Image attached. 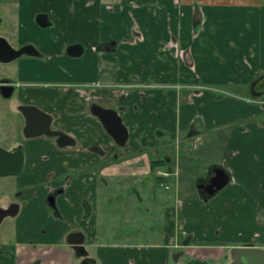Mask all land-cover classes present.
<instances>
[{
	"label": "rangeland",
	"instance_id": "rangeland-1",
	"mask_svg": "<svg viewBox=\"0 0 264 264\" xmlns=\"http://www.w3.org/2000/svg\"><path fill=\"white\" fill-rule=\"evenodd\" d=\"M20 2L21 10L16 9L12 12L3 6V2L0 0V36L16 46L14 34L17 32L16 29L20 28V40L24 37L29 42L39 44L43 47L42 52L47 58H22L23 60L19 65L16 63L0 64V71H20V74H23L25 78L28 77V79L36 82L37 86L26 93L30 102L57 116L58 125L62 129L79 131L78 135L82 131L83 134L77 138L76 149L68 152L54 149L42 138L31 139L24 143L20 139L19 117L13 112L12 103L0 97V148L9 149L16 142H20L25 146L27 156V167L22 175L0 178V191H8L7 187L11 186L10 193L16 188L23 192L22 195L16 197L19 204L22 205V212H20L19 217L16 220L6 218L0 225V244L3 242L10 243L15 247V240L12 235L16 233V241L21 243L17 247H23V249L15 255L12 261L0 255V264H23L30 259V256L36 257L40 264H74L73 255L75 253L63 246L65 245L64 232L72 227L81 228L87 234V241L90 244L133 245L134 248H141L144 256L148 255L158 261L157 256L162 255L161 249L168 244L167 238L171 234L170 229H166V217L164 216L167 212H173L175 207V198L171 189L179 184L181 194L178 193V196L181 200L185 203H203L197 194L193 182L194 176L204 173L206 166L210 164L208 162L221 160L225 150L226 136L221 138V135H211L210 131L205 129L200 132V139L197 142L199 144L193 149L190 143L191 139L182 140L188 131L179 127L178 120L188 117L189 119H201L203 123L216 120L219 124L222 117L234 115L237 112L235 103H230V107H228L226 101L230 97L239 99L241 97L233 96L242 93L231 91L233 88L229 87L226 81L222 82V79L226 80L227 77L232 79L237 76V71H220V62L215 60V54H220L228 47V44L223 43V39H221L225 38L226 34L221 33V31H226L233 38L247 37L248 31L244 29L242 23L246 20L251 22V17L245 19L243 16H233L231 20L238 24L236 27L220 28L217 36H212V33L207 29L206 33L198 38L195 45L192 38H188L185 47L177 46V49L180 50L181 58L179 59L182 61V66L175 90L163 89L159 86L144 88L141 91L145 97L137 94L132 102H129V98L126 101H121L129 111L127 115H121V117L128 126L130 133L138 127L143 129L151 126L150 134H147L149 137L147 145L150 148L152 158H156L153 154L155 148L163 146L162 142L158 140L156 125L161 124L164 120L168 122L173 118V126L168 129L170 133L168 132L165 136L164 149L166 152H172L171 155L173 156V153L178 155L176 158L174 156V163L179 160V152H181L182 159L185 158L184 162L190 156L194 168L185 171L181 177L179 176V182L178 176L171 177L166 181L163 180L162 188L151 179L144 180L141 178L143 180H137L136 178H119L117 176L109 177V184L104 185L98 178V164L100 162L92 163L95 156L89 152V147L91 144L93 145L94 139L99 145H106L108 138L101 128L91 125L81 112L83 111L82 102L78 98V94L73 91L74 88L70 87L68 93L65 91L67 90L65 86H79L85 81L97 79L96 71L99 57L97 53L92 51L93 47L98 46L99 43L88 41L89 37L85 38L86 34L91 32V29L85 24L93 22V19L87 18L84 24L82 19L87 9L81 11L80 8L83 7L81 4L75 9V5L70 2L69 8L64 5L63 8L54 11V20L61 22L64 30L59 27L39 29L36 20H34L37 6L41 4L43 10H52L53 5H49V0H20ZM103 9L102 14L106 12ZM19 13L21 14V22L14 23L19 18ZM28 14L32 16L33 25L31 27H29V20H27ZM205 18L206 14H203L202 20ZM70 20L77 22L76 27L73 28L70 25ZM68 22L70 23L69 28L66 27ZM94 25L96 26L95 23ZM63 32H65V38L62 35ZM252 33H256L254 27ZM68 36L72 38L71 41L83 45L84 54L82 57L69 58L63 53L62 48L67 43ZM209 37L210 39H207ZM212 40L214 43L216 42L215 45L211 44ZM93 42L94 44H90ZM247 49L248 45H241L243 54L247 52ZM183 52H186L184 58H182ZM217 57L220 59L219 56ZM188 61L192 67L191 70L188 67ZM117 72L120 73V71ZM6 75L8 74L3 72L0 77ZM158 76L161 78V75ZM149 78L155 80L156 77ZM148 80L150 81V79ZM189 86H192L196 93ZM23 94L21 91V96ZM131 96L132 91L129 97L131 98ZM168 96L174 102L170 106L166 103ZM144 100L148 102L145 103ZM161 102L162 107L158 108L157 106ZM261 115H264V109ZM241 123H246V121L242 120L237 125L240 126ZM177 139L178 143H176ZM132 142L131 136L128 143L129 147L130 143L131 147H135ZM240 143L242 149H247L243 139ZM246 159L243 157L240 161L247 163ZM31 165L33 166L32 169ZM132 165L134 166V164ZM73 167L75 169H72ZM41 170L42 172H40ZM124 171L128 172L129 170L124 168ZM61 184L66 185L68 190L65 195L58 197L57 207L61 217H57L54 211L48 207L47 194H45L44 188L46 186H60ZM166 186L169 187L167 191L164 190ZM83 201L89 205L91 215L85 208ZM263 201L264 198H261L260 208L262 210L264 208ZM243 208L245 209L239 218L236 217L233 210L225 212V215L218 211L214 218H212L213 212L207 215L204 210L197 211L195 214L200 219V223L196 227L193 225L192 215L185 213L186 228L191 231L198 230L201 234L210 231L213 238H218L220 233L217 235V231L221 228L223 234L221 240H226L222 241L223 243H238V234L247 235L255 230L256 226L253 222V217L257 212L256 203L250 199ZM225 219L224 222L219 221ZM91 228L92 231H90ZM134 231L139 232L133 233ZM7 232H10L11 236H8ZM127 233L133 234L127 236ZM91 250L92 248H90Z\"/></svg>",
	"mask_w": 264,
	"mask_h": 264
},
{
	"label": "crops",
	"instance_id": "crops-1",
	"mask_svg": "<svg viewBox=\"0 0 264 264\" xmlns=\"http://www.w3.org/2000/svg\"><path fill=\"white\" fill-rule=\"evenodd\" d=\"M2 2L3 6L12 12L16 9L21 10L20 0H2ZM70 2L75 5V9L80 4L83 5L80 8L81 11L87 9L82 19L84 24L87 18L93 19V22L85 24L91 29V32L85 36V38H90L88 41L96 43L113 41L115 43L111 52H96L99 57L96 77L102 85L115 83L117 86L130 87L132 96L129 97V102L134 101L137 94L145 97L141 91L144 88L159 86L163 89L175 90L182 66V61L179 59L181 58L180 50L177 46L185 47L188 38H192L195 45L207 29L212 36H217L220 28L228 29L238 25L231 20V17L243 16L245 19L251 17V22L246 20L242 23L244 29L248 31L247 37L233 38L226 31H221L226 34V37L221 39L223 43L228 44V47L220 54H215V60L220 62V71H237V76L234 78L222 79L223 83L226 81L228 86L233 88L231 91L242 93L233 96L241 98L230 97L226 101L228 107L230 103H235L237 112L234 115L222 117L219 124L216 120L204 122V125L196 121L190 126L191 118H179L178 120L179 127H183L190 133H198L199 128L200 132L205 129L210 131L211 135H221V138L226 136L225 150L221 160L208 162L210 164L206 166L204 173L199 176L195 175L193 182L202 180V177L208 175L213 167H219L229 177V183L206 201L197 193L203 203H185L178 196L181 191L179 192V184H176L171 190L175 198V207L173 212H167L164 215L166 229L169 228L171 234L167 238L168 244L161 249L162 255L157 256L158 261L148 255L144 256L141 248H134L129 244H90L87 241V234L84 233L85 250L88 258L91 259L89 264H228L230 250L235 246L254 244L263 247L264 208L263 210L260 208V199L264 198V115H261L264 109V96L254 99L250 94V87L254 81L264 75V0H49V5H53L52 10H43L42 5L39 4L35 12L46 14L50 22L64 30L62 23L54 20V11L63 8L64 5L69 8ZM46 7L44 8L47 9ZM102 9L106 11L103 14ZM203 14H206L204 20H202ZM28 17L29 27H31L33 25L32 16L28 14ZM20 19L21 14L19 13V18L14 23L21 22ZM119 20L121 21L118 22ZM70 23L68 22L66 27L69 28V24L73 28L76 27L75 20H70ZM253 27L259 35L252 33ZM102 28H104L103 32H101ZM116 28L118 30H115ZM62 35L65 38V32ZM67 39V43L74 42L69 36ZM215 43L211 41L212 45ZM241 45H248L247 52L244 54L241 51ZM90 50L92 51V48ZM184 56L186 52L182 53V58ZM188 67L191 70L189 61ZM158 75H161V78ZM153 76L156 77L155 80L149 78ZM189 88L193 87L189 86ZM116 92H119V88ZM166 103L170 106L174 102L168 96ZM161 104L162 102L157 107L161 108ZM242 120L246 123L238 126V122ZM156 126L163 134H167L169 127L173 126V118L168 122L164 120ZM150 130L151 126L143 129L138 127L131 132L132 143L135 146L131 148H136L137 136L150 134ZM241 139L244 140L247 149L241 148ZM94 143H97L96 139ZM130 146H132L131 143ZM173 154L176 158L177 154ZM243 157L247 158V163L240 161ZM148 159V154H142L126 163L136 164L137 168L143 170L149 164ZM178 159L173 169L177 172L174 177L178 176L179 182V176L193 169L194 163L190 156L184 162L185 158L182 159L181 152H179ZM118 166L116 165L117 168ZM116 167L115 170H117ZM250 199L256 203L257 212L253 217V222L256 224L255 230L247 235L238 234V243H223L222 241L226 240H221L223 239L221 228L217 231V235L220 233L218 238H213L210 231L201 234L198 230L191 231L186 228L185 213L192 215L194 227L200 223L195 213L201 210H204L207 215L213 212L212 218L218 211L224 214L233 210L239 218L245 209L243 207L249 203ZM219 221L224 222L226 219ZM136 232L139 231L133 233ZM132 234L127 233L126 235ZM174 234L177 237L176 235L173 237ZM13 237L15 247L10 244L8 248L11 252L16 251L18 254L23 247H17L21 243L16 241V233ZM90 248H92L91 251ZM35 259L36 257L30 256V259L23 264H40L35 263ZM73 262L81 264L77 259H73Z\"/></svg>",
	"mask_w": 264,
	"mask_h": 264
},
{
	"label": "flooded vegetation",
	"instance_id": "flooded-vegetation-1",
	"mask_svg": "<svg viewBox=\"0 0 264 264\" xmlns=\"http://www.w3.org/2000/svg\"><path fill=\"white\" fill-rule=\"evenodd\" d=\"M43 13L38 12L34 15V17H37L38 15H41ZM48 14V13H47ZM36 20V18L34 19ZM41 21V20H40ZM45 22H50L49 20L43 19ZM36 23V22H35ZM39 29H46V28H56V26L50 22V25L46 28H42L39 26L38 22L36 23ZM17 32L14 34L16 38V46L12 44L11 41H8V43L15 49L22 51V54L14 59L11 62L4 63L0 62L1 65H9V64H20V62L23 60L22 58H29V59H41V58H47L43 54V47L39 44L36 45L33 42L27 41V38H22L20 40L21 34L20 29H16ZM1 37V36H0ZM3 38V37H2ZM56 40V39H55ZM76 45H80L83 47L82 44L79 42H71V43H65L64 47L62 48L63 53L69 58H80L84 54V47H83V53L80 57H73L72 55L77 51ZM72 46H75L72 48ZM115 47V43L113 41H108L106 43H99L98 46L93 47V52L96 53L98 51H104V52H111ZM17 65V66H18ZM3 74V72H6L8 75L0 77V97L10 101L11 108L13 109V112L19 117L18 121L20 122V139L22 142H26L31 139L36 138H42L45 139L46 143L49 146H52L54 149H58L62 152H68L73 149H76L77 146V138L79 135H82L83 132L81 131L79 135L77 134L79 131H67L65 129H62L58 125V118L54 114L43 110L41 106L35 105L32 102H30L29 96L26 94L30 89L37 86L36 82H33L32 80L25 78L23 74H20V71H0V75ZM97 72V71H96ZM16 73V74H15ZM59 87V86H58ZM67 90H65L67 93L69 92V88H74V92L78 94V98L81 99L82 107H83V114L87 118L88 122L93 125L94 127H99L101 130H103V133H105V136H107L108 141L106 145H99L98 143H95V145L91 144L89 147V152L95 156V160L92 163L98 164V178L99 180L104 184L108 185V178L109 177H131L136 178L137 180H154L156 184H159V186L162 188V180L164 172H171L173 170V167L175 165L173 156L170 154V152H166L164 147V140L166 133L163 134L159 129H156V132L158 133V140L162 142L163 146L161 145L158 148H155V152L153 153L156 158H152L151 152L149 151L150 148L148 147V139L149 137L147 135H141L137 136L136 142V148L130 149L131 146H128L129 139L131 138V133L126 126V123L123 122L121 115H127L128 109L125 106V104L121 103V101H126L129 96L131 95V89L130 87H127L126 85H119L117 86L115 83L108 84V85H102L100 82H98V78L96 80H91L89 82L85 81L81 83L79 86H65ZM192 87V86H190ZM119 88V92H116V89ZM194 90V88H191ZM21 91H23V95L21 96ZM16 93V96L14 97V94ZM194 93L196 91L194 90ZM106 110V111H114L121 119L122 125L127 129L128 137L126 140V143L123 146H118L116 142L106 133L104 130L102 124L100 123V118L95 114V111ZM198 121L201 123V125H204L201 119L193 118L191 121V125L196 123ZM29 122L30 126L27 128L26 123ZM49 124V129L47 128V131L56 133L54 136H47L45 134L38 135V136H30L32 133H35L36 131H42L45 130L46 125ZM198 133H190L187 132V135L183 137L182 140H190V143L193 146V149H195L199 143V134L200 130L198 128ZM29 135V136H28ZM181 140V141H182ZM176 143H178V139L176 140ZM175 143V144H176ZM21 147L24 154V165L21 170V172L14 176L9 177H17L24 173L26 167H27V156H26V148L23 144L20 142H16L13 146L14 147ZM118 149V150H117ZM142 154H148L149 155V164L147 167H145L143 170L136 167V164L134 166L132 164H125L126 162H130L135 158H138ZM150 159H155L159 162L158 167L153 171L150 167ZM100 160V161H99ZM172 163H174L173 166ZM116 165H119L118 168ZM115 167L117 170H115ZM33 166L31 165V169ZM124 168L128 169L129 171H124ZM72 169H75L73 167ZM140 169V170H139ZM221 169L219 167H213L210 171V173L202 177V180L196 181L195 186L197 189V193L202 197L204 200L205 197L209 194L211 191V186L214 185V183H217L218 179V170ZM222 170V169H221ZM42 172V170L40 171ZM67 178V177H66ZM143 178V179H141ZM66 186V185H65ZM63 186L61 184L60 186L50 187L46 186L45 194H47V204L50 209H52L57 217H61L59 208L57 207V202L59 200V196L65 195L66 191L68 190L67 187ZM27 187V186H26ZM8 191L1 190L0 191V209L8 210L10 212L13 211V215H8L6 218H10V220H16L19 217L20 212H22V205L19 204L18 198H16L19 195H22L23 192L20 191V189L16 188L12 193L11 186L7 187ZM219 192V191H218ZM79 193V192H77ZM13 194V195H11ZM37 194V193H36ZM77 197H79V194H77ZM206 201V200H205ZM85 208L89 211V214L91 215V210L89 205L83 201ZM11 214V213H10ZM3 219V221H4ZM2 221V222H3ZM1 222V223H2ZM0 223V225H1ZM10 235V232H7ZM6 233V234H7ZM15 235V234H14ZM13 235V236H14ZM64 240H65V246L66 248H69L68 250H71L72 243L76 241H83V246L85 250V234L82 231L81 228L72 227L71 229L64 232ZM10 243H1L0 244V255L3 256L5 259L12 260L15 258L16 251L11 252L8 248ZM82 248H78L73 253H75L74 259H77L80 261L81 264H83L85 261L86 263H90L91 259L88 258V253ZM70 252V251H69ZM39 262L37 259L34 261Z\"/></svg>",
	"mask_w": 264,
	"mask_h": 264
},
{
	"label": "water",
	"instance_id": "water-1",
	"mask_svg": "<svg viewBox=\"0 0 264 264\" xmlns=\"http://www.w3.org/2000/svg\"><path fill=\"white\" fill-rule=\"evenodd\" d=\"M46 14H41L36 17V22L42 28L50 25ZM41 20V21H40ZM75 46H72V48ZM77 51L72 55L73 57H80L83 53V47L76 45ZM22 51L15 50L6 39L0 37V62L8 63L18 58ZM250 94L253 98L264 96V75L260 76L254 81L250 87ZM101 112L95 111V114L100 118L106 133L116 142L118 146H123L126 143L128 132L122 125L120 117L114 111H106L100 109ZM29 128L30 123H26ZM49 124L46 125L45 130L36 131L30 136H40L45 134L47 136H54L56 133L47 131ZM29 136V135H28ZM24 165V154L22 148L14 147L11 149L0 148V178L17 175L21 172ZM217 176V183L211 186V191L205 197V200L213 197L218 191L223 189L229 183V177L224 170L219 169ZM11 213V214H10ZM8 215H13V211L0 209V223ZM78 248L84 250L83 241H76L72 243L71 249L75 251ZM85 251V250H84ZM230 261L228 264H264V249L252 244L235 246L229 253ZM83 264H88L86 261Z\"/></svg>",
	"mask_w": 264,
	"mask_h": 264
},
{
	"label": "trees",
	"instance_id": "trees-1",
	"mask_svg": "<svg viewBox=\"0 0 264 264\" xmlns=\"http://www.w3.org/2000/svg\"><path fill=\"white\" fill-rule=\"evenodd\" d=\"M158 165H159L158 161H156L155 159H150V167L153 171L158 167Z\"/></svg>",
	"mask_w": 264,
	"mask_h": 264
},
{
	"label": "built area",
	"instance_id": "built-area-1",
	"mask_svg": "<svg viewBox=\"0 0 264 264\" xmlns=\"http://www.w3.org/2000/svg\"><path fill=\"white\" fill-rule=\"evenodd\" d=\"M176 174H177L176 172H174V173H168V172L162 173V175H163L164 178L169 177L171 175L175 176ZM161 186H163V185L161 184ZM165 189H169V187L166 186Z\"/></svg>",
	"mask_w": 264,
	"mask_h": 264
}]
</instances>
